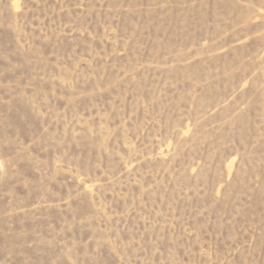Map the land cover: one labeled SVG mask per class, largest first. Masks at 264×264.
Returning <instances> with one entry per match:
<instances>
[{"label":"rangeland","instance_id":"374dc122","mask_svg":"<svg viewBox=\"0 0 264 264\" xmlns=\"http://www.w3.org/2000/svg\"><path fill=\"white\" fill-rule=\"evenodd\" d=\"M0 264H264V0H0Z\"/></svg>","mask_w":264,"mask_h":264}]
</instances>
